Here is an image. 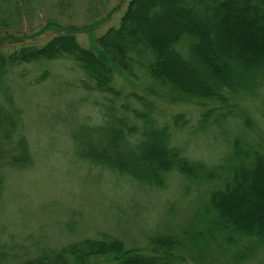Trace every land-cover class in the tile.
Here are the masks:
<instances>
[{"label":"trees","instance_id":"1","mask_svg":"<svg viewBox=\"0 0 264 264\" xmlns=\"http://www.w3.org/2000/svg\"><path fill=\"white\" fill-rule=\"evenodd\" d=\"M50 28L57 33L41 45L36 40L7 51L0 41V95L9 92L8 73L17 66L72 60L81 71L80 87L105 100L101 121L88 133L82 124L71 135L81 161L148 186L163 187L172 171L189 181L219 183L182 236L154 235L147 251L103 234L60 248L42 247L20 264H102V259L107 264H182L179 250L199 264L204 251L245 240L252 246L242 245L231 262L249 257L254 244L264 242V155L235 139L230 164L212 168L190 160L171 144V129L148 94L158 95V88L173 105L194 103L202 109L201 129L235 114L239 102L264 91V0H129L118 26L95 38L90 48L77 42V27L48 22L36 35ZM136 69L150 82L146 94L115 85L116 77L130 85L138 77ZM13 113L0 105V192L4 164L21 168L31 162L25 136L14 148L2 149V141L16 130ZM240 114L248 118L245 111ZM172 124H186L183 114L173 115ZM5 260L0 264H14Z\"/></svg>","mask_w":264,"mask_h":264},{"label":"rangeland","instance_id":"2","mask_svg":"<svg viewBox=\"0 0 264 264\" xmlns=\"http://www.w3.org/2000/svg\"><path fill=\"white\" fill-rule=\"evenodd\" d=\"M128 1L0 0L1 47L10 51L36 40L43 44L57 33L50 28L36 35L50 22L60 28H80L75 38L80 46L90 48L95 38L118 26ZM42 73V80L36 82ZM80 73L68 59L22 64L8 73L9 92L0 95V105L15 112L16 130L2 141V149L14 148L19 136H25L31 162L21 168L4 164L1 169L0 259L20 264L42 247L60 248L103 234L120 239L126 247L147 251L154 235L182 236L181 230L199 218L209 190L219 183L189 181L172 171L163 187L148 186L81 161L71 135L82 124L88 133L101 121L105 100L99 92L80 87ZM134 73L138 77L130 85L122 77H116L115 85L124 92L146 94L150 82L141 77V71ZM156 90L158 95H148L171 129V144L183 156L212 168L230 164L235 139L264 155V91L239 102L237 112L218 124L199 129L201 108L194 103L173 105ZM241 110L248 117L245 122ZM177 113L183 114L186 124L174 127L172 116ZM245 244L248 241L204 251L199 264H232L233 254ZM254 247L240 264H264V242ZM178 253L182 264H198L188 251Z\"/></svg>","mask_w":264,"mask_h":264}]
</instances>
